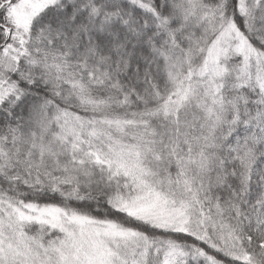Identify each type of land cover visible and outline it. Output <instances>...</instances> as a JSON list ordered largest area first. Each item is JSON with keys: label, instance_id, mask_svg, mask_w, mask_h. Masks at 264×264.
Returning a JSON list of instances; mask_svg holds the SVG:
<instances>
[{"label": "snow or ice", "instance_id": "6c2138e0", "mask_svg": "<svg viewBox=\"0 0 264 264\" xmlns=\"http://www.w3.org/2000/svg\"><path fill=\"white\" fill-rule=\"evenodd\" d=\"M0 264H264V0H0Z\"/></svg>", "mask_w": 264, "mask_h": 264}]
</instances>
